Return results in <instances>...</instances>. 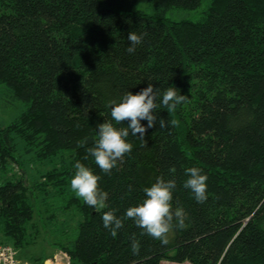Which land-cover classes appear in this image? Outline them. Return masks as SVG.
<instances>
[{
  "label": "trees",
  "instance_id": "16d2710c",
  "mask_svg": "<svg viewBox=\"0 0 264 264\" xmlns=\"http://www.w3.org/2000/svg\"><path fill=\"white\" fill-rule=\"evenodd\" d=\"M202 1L0 0V83L26 106L0 125V232L15 248L34 243L33 215L44 207L50 223L58 213L81 215L53 243L71 264H264V0H211L198 20L166 16ZM131 31L148 33L134 54ZM149 83L188 95L174 114L157 110L180 125L148 129L146 146L130 135L131 154L106 175L86 151L96 125L110 119L108 101ZM77 160L101 177L108 209L71 189ZM35 163L52 166L29 184ZM189 167L208 176L203 204L183 188ZM160 176L176 180L172 204L187 213L186 227L162 245L125 220L113 238L103 212L123 216Z\"/></svg>",
  "mask_w": 264,
  "mask_h": 264
},
{
  "label": "clouds",
  "instance_id": "9594fccd",
  "mask_svg": "<svg viewBox=\"0 0 264 264\" xmlns=\"http://www.w3.org/2000/svg\"><path fill=\"white\" fill-rule=\"evenodd\" d=\"M147 35V32L138 34L131 31L127 37L129 46L126 51L134 54L137 46L142 44ZM188 100V95L181 94L174 86H169L161 92L159 88L149 83L136 94L126 92L119 102L116 99L108 101L110 119L96 125L97 136L93 140V146L86 149L87 153L94 158L95 164L103 173L111 175L118 163H122L125 156L130 155L133 150V144L127 139L130 135L139 138L146 146L147 141L144 137L148 129L157 125L161 129L178 127L180 125L178 119L158 117L157 110L163 107L171 115L177 111L179 105L187 103ZM125 121L128 122L126 127L123 126ZM141 121H147V125ZM87 140L85 137L77 146L84 147ZM84 158L88 159V156ZM74 169L75 174L70 185L77 197L98 211L108 209L109 194L99 187L101 177L79 160L75 162ZM185 174L188 178L184 181L183 188L191 191L197 203H205L208 199V176L199 167L186 168ZM176 188L175 179L166 180L163 176L158 177L155 183L143 189L145 199L136 206L128 207L123 216H118L115 209L104 211L102 215L104 228L115 238L118 230L124 227L125 220H132L135 226L141 229V236L147 235L160 241L162 245L169 244L175 230L186 227L187 213L182 207L173 208V193ZM130 240L133 255H138L140 242L135 233Z\"/></svg>",
  "mask_w": 264,
  "mask_h": 264
},
{
  "label": "rangeland",
  "instance_id": "374dc122",
  "mask_svg": "<svg viewBox=\"0 0 264 264\" xmlns=\"http://www.w3.org/2000/svg\"><path fill=\"white\" fill-rule=\"evenodd\" d=\"M211 0H203L201 5L196 9L186 8H172L166 12V16L172 20H198L203 15L204 11L208 7ZM140 10L146 11L147 13H153V6L147 2H142L138 5ZM26 106L22 101L16 100L6 86L0 83V125H7L15 120L24 110ZM24 143L19 141L18 153L24 152ZM52 164H32L27 172L28 183L31 184L33 178L38 177L39 173L46 169L51 168ZM18 171V169L16 168ZM20 172H17V174ZM81 219L80 214H75L72 210L69 213H58L56 220L50 223L47 219V213L44 207H36V211L33 215V221L36 224V228L32 229L33 235H36L34 243L26 245L23 248H16L18 257L22 261H27L30 264H56L57 259H61V264H71L70 257L67 253L60 251L53 244L56 240L61 238L58 232V228L75 227L77 221ZM37 233V234H36ZM38 235V236H37ZM11 244V239H5V236L0 232V245ZM14 246V245H13ZM164 264H178L173 262H163ZM187 264V263H186Z\"/></svg>",
  "mask_w": 264,
  "mask_h": 264
},
{
  "label": "built area",
  "instance_id": "2783aa9c",
  "mask_svg": "<svg viewBox=\"0 0 264 264\" xmlns=\"http://www.w3.org/2000/svg\"><path fill=\"white\" fill-rule=\"evenodd\" d=\"M61 259H57L56 264L60 263ZM0 264H30L27 261H22L18 257L16 248L11 244L0 245Z\"/></svg>",
  "mask_w": 264,
  "mask_h": 264
}]
</instances>
